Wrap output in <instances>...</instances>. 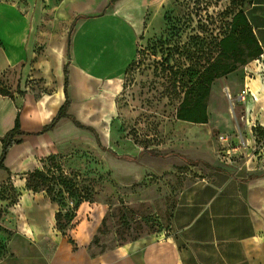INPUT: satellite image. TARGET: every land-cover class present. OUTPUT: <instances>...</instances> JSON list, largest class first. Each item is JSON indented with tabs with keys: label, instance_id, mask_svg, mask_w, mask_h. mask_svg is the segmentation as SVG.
Returning a JSON list of instances; mask_svg holds the SVG:
<instances>
[{
	"label": "crops",
	"instance_id": "crops-1",
	"mask_svg": "<svg viewBox=\"0 0 264 264\" xmlns=\"http://www.w3.org/2000/svg\"><path fill=\"white\" fill-rule=\"evenodd\" d=\"M153 2L0 0V87L7 92L0 93V157L2 139L18 119L22 130L7 153L6 168H0V188L11 181L18 190L16 203L0 196V235L6 237L0 264H264V169L184 152L206 167L180 191L168 231L105 250L93 246L105 217L101 203H82L60 224L58 216L65 213L60 203L45 190L27 187L29 173L47 170L52 157L72 155L65 151L80 144V131H91L68 117L45 128L67 97L68 114L92 128L97 139L100 124L110 122ZM245 13L260 53L253 55L250 45L251 60L240 58L223 81L231 96L245 87L241 118L264 127V0H254ZM198 114L201 122L180 120L207 124V105L206 116Z\"/></svg>",
	"mask_w": 264,
	"mask_h": 264
},
{
	"label": "rangeland",
	"instance_id": "rangeland-1",
	"mask_svg": "<svg viewBox=\"0 0 264 264\" xmlns=\"http://www.w3.org/2000/svg\"><path fill=\"white\" fill-rule=\"evenodd\" d=\"M253 2L154 0L149 5L137 56L123 77L110 122L99 126L98 139L81 130L80 144L65 151L72 155L49 159L51 180L26 177L27 187L45 190L60 203L65 211L58 216L60 224L82 203H101L105 217L93 241L98 250L148 232H167L180 191L201 178L206 167L191 164L184 152H203L217 164L264 169V127L241 118L245 100L236 94L242 87L231 96L225 75L212 83L204 100L207 124H186L177 117L185 100L187 106L195 101L187 93L191 74L218 59L220 40L230 33L234 14ZM244 47L238 58L249 61L252 46ZM231 85L237 89L238 82ZM126 154L136 159L121 157ZM17 192L11 181L1 185L0 196L11 204L18 201ZM5 252L6 237L0 235V259Z\"/></svg>",
	"mask_w": 264,
	"mask_h": 264
},
{
	"label": "trees",
	"instance_id": "trees-1",
	"mask_svg": "<svg viewBox=\"0 0 264 264\" xmlns=\"http://www.w3.org/2000/svg\"><path fill=\"white\" fill-rule=\"evenodd\" d=\"M250 44L254 46L255 52L253 55H258L260 53V48L256 47L259 45L258 40L253 32V28L250 24L249 18L244 10H239L234 14L230 33L224 36L219 43L220 53L218 59L214 62H211L202 72L194 71L191 74L192 83L187 90V93L193 94L195 96V101L192 105H188V101L186 100L182 103L177 117L183 120H190L194 122H201L202 116L200 114L197 115L198 111H203L206 116V103L205 98L210 93V87L212 83L219 77L235 70L237 68V63L240 61L238 58L240 55L244 53V47L242 45ZM69 83V72L68 68H66V87ZM0 93H7L6 90L0 87ZM70 106V99L67 97L66 102L60 108L57 116L54 118L53 122L48 125L47 129H51L61 118L68 117L71 118L75 124L81 128L90 129L94 131L92 128L87 127L81 124L76 118L68 114V109ZM203 107V108H201ZM205 121H207V117H205ZM22 130L20 128L19 119L16 122L15 127L7 132V134L2 139V154L0 157V168H6L4 161L7 156V153L11 146L16 142L15 136L21 134ZM125 159L134 160L135 157L131 155L123 156ZM201 161H191V164H198ZM35 178L43 180L46 182L51 180L48 176L47 170H36L34 172L29 173Z\"/></svg>",
	"mask_w": 264,
	"mask_h": 264
},
{
	"label": "built area",
	"instance_id": "built-area-1",
	"mask_svg": "<svg viewBox=\"0 0 264 264\" xmlns=\"http://www.w3.org/2000/svg\"><path fill=\"white\" fill-rule=\"evenodd\" d=\"M246 93H247L246 90H244V91H242V93L240 94V98H241L242 100H245ZM226 137H227V136H225L224 139H226Z\"/></svg>",
	"mask_w": 264,
	"mask_h": 264
}]
</instances>
